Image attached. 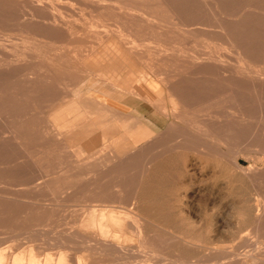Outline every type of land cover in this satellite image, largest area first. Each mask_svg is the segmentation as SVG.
I'll list each match as a JSON object with an SVG mask.
<instances>
[{"label": "rangeland", "instance_id": "rangeland-1", "mask_svg": "<svg viewBox=\"0 0 264 264\" xmlns=\"http://www.w3.org/2000/svg\"><path fill=\"white\" fill-rule=\"evenodd\" d=\"M48 1L0 0V264H264V0H178L177 9L176 0H157L165 9L158 13L139 0ZM57 22L62 39L54 38ZM48 23H57L53 32ZM69 27L86 36L71 50L92 51L82 62L60 58L76 33ZM240 67L254 72L246 74L253 85L234 72ZM143 85L151 104L137 96ZM194 85L205 96L203 113H220L207 129L217 145L192 133L179 138L188 150L176 167L153 144L174 111L192 117L182 95ZM111 93L121 103H85ZM78 97L85 102L55 125L67 131L68 121L82 119L88 135L105 111L94 152H79L91 136L70 142L51 124ZM141 132L149 135L137 143Z\"/></svg>", "mask_w": 264, "mask_h": 264}, {"label": "bare ground", "instance_id": "bare-ground-1", "mask_svg": "<svg viewBox=\"0 0 264 264\" xmlns=\"http://www.w3.org/2000/svg\"><path fill=\"white\" fill-rule=\"evenodd\" d=\"M46 1H48V0H46ZM30 2V1H29ZM48 4H49V1L47 2ZM50 3H52V5H47V6H54V5H56V3L54 4L53 2H51L50 1ZM174 4H173V7H174V9L176 8H179L178 6H179V3H178V0H176V1H174L173 2ZM31 4V3H30ZM54 4V5H53ZM134 4H137V5H140V6H142V7H145V8H147V9H150V10H154L155 11V13L157 12H159L161 9H164V7H163V5L161 4V2H158L157 0H139V1H137V2H135ZM61 5V4H60ZM46 5H45V9L47 8L48 9V7H47ZM37 7V6H36ZM67 7H69L68 5H65L64 6V8H67ZM38 8V7H37ZM44 8V7H43ZM58 8H60V7H58ZM57 8V9H58ZM54 9H56V6H54ZM53 8H52V10H54ZM136 9V8H135ZM50 10H51V8H50ZM49 10V11H50ZM60 10V9H59ZM58 10V11H59ZM61 10H65V9H62L61 8ZM165 10V9H164ZM47 10H45V12H46ZM48 11V13H46V15L47 14H49L50 12L52 13V11H50L49 12ZM167 11L169 12L170 10L167 8ZM53 12H56V11H53ZM236 13H237V11H235ZM234 12V13H235ZM50 13V15L52 16V14ZM233 13V14H234ZM55 14V13H54ZM168 14V18L169 19H173V15H172V11H170V14L169 13H167ZM49 15V16H50ZM56 15V14H55ZM54 15V16H55ZM232 15V14H231ZM48 16V15H47ZM56 16H59V15H56ZM56 16H55V18H56ZM234 16H235V14H234ZM46 18H50V17H46ZM126 18H129V17H126ZM22 19V18H21ZM44 19H45V17H44ZM51 19H52V17H51ZM59 19H60V17H59ZM46 20V19H45ZM55 20V19H54ZM64 20V22H65V20L66 19H63ZM15 21V20H14ZM17 21H19V19L17 18ZM47 22H48V19L46 20ZM45 21V22H46ZM53 21V20H52ZM56 21H58V18H57V20ZM133 21H135V20H133ZM172 21V20H171ZM174 21V20H173ZM53 22H55V21H53ZM58 22H60V21H58ZM57 22V23H58ZM17 23V22H16ZM57 23H55V26H56V24ZM67 23H69V22H67L66 21V25H67ZM21 24V23H20ZM50 24H51V21H50ZM178 24H180V22H178ZM177 23H174L173 25H178ZM45 25H48L49 26V23L48 24H45ZM54 24L52 23V26H51V28L53 27V29H52V32H53V30H54V27L55 26H53ZM68 25H70L71 27H72V25L71 24H68ZM21 26V25H20ZM24 26V25H23ZM222 26V25H221ZM66 27V26H65ZM71 27H69L68 29H70V30H73L74 29V27H73V29H71ZM216 27V26H215ZM217 27H219V26H217ZM224 27V26H223ZM222 27V28H223ZM50 28V26H49V28L47 29L46 27L44 28V30L45 29H47L46 30V32H49V30L51 29ZM56 29H55V31L53 32L54 34H56L55 32H57L58 33V30H57V28H60L59 27V23H58V25H57V27H55ZM70 30H68V31H66L65 32V34L67 33V34H70ZM75 31H76V33L74 34V31H73V34L75 35V36H72L73 34H70V36L69 35H65V34H63L62 36H65V37H63L64 39L67 37V36H69L68 37V39L69 40H71L70 39V37L72 36L73 37V40H72V42L71 43H69V45L67 44H65L66 46H63L64 48H60V49H58L60 52L62 51V53L60 54V58H62V57H64V58H69L70 56L71 57H74V58H76L79 62H82V61H84V60H86L87 58H89L90 56H92V51H87V50H83V49H81V48H75V49H72L71 50V47H70V45H73V44H80V42L81 41H83L85 38H86V36H84V38L83 37H81L78 33L79 32H77V30H76V28L74 29ZM225 30H229V29H225ZM61 32H62V28H61ZM53 33H51L50 35H54ZM71 33H72V31H71ZM192 33V32H191ZM190 33V34H191ZM57 35V34H56ZM56 35H54V36H56ZM60 34H58L56 37H54V38H57V37H59L60 38V36H59ZM80 37H79V36ZM226 35V34H225ZM224 35V36H225ZM48 36H49V34H48ZM78 36V37H77ZM228 36V35H227ZM231 36V35H230ZM8 37L10 38V36L8 35ZM51 38H49V39H53V40H50V41H52L54 44H59L60 43V40L58 41V42H56L55 40L56 39H54V38H52V36H50ZM71 37V38H72ZM59 38H57V39H59ZM74 38H76V39H74ZM100 38V37H99ZM230 38V37H229ZM228 38V39H229ZM48 39V40H49ZM60 39H62V38H60ZM67 39V38H66ZM231 39V38H230ZM69 40H64V42H67V41H69ZM101 40V39H100ZM62 41V40H61ZM230 41H232V40H230ZM63 41H62V43H64ZM70 42V41H69ZM237 42V41H236ZM62 43H60V44H62ZM68 43V42H67ZM235 43V42H234ZM240 43V42H239ZM241 44H243V43H241ZM62 45H64V44H62ZM244 45V44H243ZM245 46V45H244ZM243 46V47H244ZM242 47V46H241ZM242 47V48H243ZM242 48H240V49H242ZM242 50H244L243 52H245V49L243 48ZM241 50V51H242ZM36 53V52H35ZM238 54V53H237ZM246 55V54H245ZM240 56V55H239ZM241 56H244V54H242ZM247 56V55H246ZM245 56V57H246ZM247 58V57H246ZM243 58H241V60H242ZM248 59V58H247ZM264 62V61H263ZM262 62V63H263ZM164 65V64H163ZM211 66H213L212 65V63H211ZM217 66H219L218 64H217ZM72 68V67H71ZM209 68V67H208ZM211 68V67H210ZM213 68V67H212ZM211 68V69H212ZM215 68V67H214ZM216 69V68H215ZM220 69L221 70H223V72H225L224 71V69H225V67H224V69H222V67H220ZM250 68H244V67H240V68H236L235 69V73L236 74H238L237 76H239V75H241V77H242V80L244 79L243 78V75H246L247 74V71L249 70ZM234 70V69H233ZM213 71L215 72V70L213 69ZM251 69L248 71L249 72V74L248 75H252V74H250L251 72L252 73H254L253 71H251ZM219 72V71H218ZM218 72H215V73H218ZM233 72V71H232ZM238 72V73H237ZM214 73V74H215ZM228 73V72H227ZM256 73V72H255ZM75 74V73H74ZM213 74V75H214ZM219 74V73H218ZM225 74V73H224ZM261 74V77H262V75H263V73H260ZM248 75H246V77L248 78L247 80H249V77H251V76H249L248 77ZM216 76V75H215ZM224 76V75H223ZM227 76V75H226ZM237 76H236V79H237ZM254 76V77H253ZM252 77L254 78V79H256V78H261V77H259V76H257V73H256V75H253ZM255 76H256V78H255ZM143 77H145V76H143ZM216 77H219V76H216ZM221 77V76H220ZM146 78V77H145ZM223 78V77H222ZM262 78H264V77H262ZM262 78L261 79H259V80H262ZM221 79V78H220ZM239 79H240V77H239ZM246 79V78H245ZM251 79V78H250ZM189 80V79H188ZM253 80V79H252ZM251 80V81H252ZM185 81V80H184ZM191 82H192V80H190ZM216 81H218L217 79H216ZM238 81V80H237ZM241 81V80H240ZM246 81V80H245ZM250 81V80H249ZM251 81L249 82V83H251ZM254 81V80H253ZM253 81H252V83H253ZM256 81H257V79H256ZM255 81V82H256ZM180 82V81H179ZM183 82V81H182ZM191 82H189L190 84L188 85V86H190V85H193L194 84V82H193V84L191 83ZM225 82V81H224ZM241 82H243V81H241ZM254 82V83H255ZM257 82H259V81H257ZM256 82V83H257ZM262 82H263V80H262ZM181 83V82H180ZM188 83V82H187ZM202 83H204V81L202 82V81H196L195 82V84H198V85H196V87H198V89L200 88H204V86H206V85H204V84H202ZM209 83V82H208ZM208 83L206 82L205 84H207L208 85ZM220 84L221 82L219 81V82H217V84ZM238 83V82H237ZM246 83H248L247 81L244 83V84H246ZM251 83V84H252ZM260 83V82H259ZM110 84V83H109ZM178 84V83H177ZM218 84V85H219ZM232 84V83H231ZM236 84V83H235ZM250 84V85H251ZM261 84H263V83H261ZM180 85V84H179ZM182 85V84H181ZM200 85H203V86H200ZM213 85V84H212ZM211 85V88L213 87ZM222 85V84H221ZM238 85H240V83L238 84ZM250 85H249V87H250ZM253 85V84H252ZM255 85H257V84H255ZM177 86V85H176ZM186 86V85H185ZM210 86V85H209ZM209 86H207V87H205L206 89H207V91H208V88H209ZM248 86V85H247ZM263 86V85H262ZM111 87H112V85H111ZM143 89L140 91V94L139 93H137L138 95L137 96H140L146 103H148V104H151L150 103V98H149V95L148 94H146V93H148V87L147 86H145V85H143ZM180 87V86H179ZM182 87H184V83H183V86ZM187 87V86H186ZM193 87V89L192 90H190L189 91V87L188 88H186L185 90H184V93H183V97L184 98H182V101L184 102V105L187 107V105H191V106H194V109L192 108V112H190V114H191V118H189L188 117V115H189V113H187V114H185V111H184V113H182V114H180V113H178L177 111H174L173 112V115H172V118H170L169 119V124L168 125H165V127H164V129H163V131H162V133H161V136H160V139L159 140H157V141H155L154 142V144H153V147H156V145H161L163 148H162V154L164 155H162L163 156V160L164 161H166V162H171L172 164H173V166H176L177 164H176V160L177 159H184V157H185V154H183V153H185L186 151V149L188 150V146H187V144L186 143H184V145H183V143H181L180 142V139L179 138H181V137H185V139L187 138L186 136L189 134V133H192L193 135L195 134V136L196 137H200V138H205L206 140H208L209 139V141L211 140V138H212V132H208L207 131V129L208 128H210L212 125H213V123L212 124H210L209 122H213V121H219L218 119L219 118H217V116H219V114L220 113H218V114H215L214 116L213 115H210V113H203V109H204V102H206L205 100H203L204 99V95H202L201 94V92H197L196 90H195V85L194 86H191V88ZM215 87H216V85H215ZM245 87V86H244ZM131 88V87H130ZM174 88H176L177 89V87H174ZM216 88H218V87H216ZM220 88V87H219ZM255 88V87H254ZM176 89H172L174 92H175V90ZM179 89H181V88H179ZM184 89V88H183ZM251 89H252V87H251ZM178 90V89H177ZM176 90V91H177ZM205 90V89H204ZM203 90V91H204ZM249 90H250V88H249ZM180 91H182V89L180 90ZM207 91L205 92H203V93H206V94H208L207 93ZM264 91V90H263ZM143 93V94H142ZM186 93V94H185ZM46 94H47V96H49V95H52V94H54V92H53V89H49V91L48 92H46ZM261 94V96H262V93H260ZM123 95V94H122ZM170 96V95H169ZM182 96H180V97H182ZM207 96V95H206ZM140 97H138V99L139 100H142ZM259 97V96H258ZM88 98V97H87ZM168 99L170 98V97H167ZM91 99L92 100H94V101H96L97 103H99L100 105H102L101 107H103V106H107V108H109V106L111 105V104H116V103H114L115 101H117V102H119V103H121V96L119 97H117V99L115 100V96L111 93L109 96H107V97H105V99L103 100V98H101V97H99V96H95V95H93L92 97H91ZM108 99V100H107ZM7 100V99H6ZM115 100V101H114ZM123 101V100H122ZM160 102H162L161 100H160ZM159 102V103H160ZM171 102V101H170ZM164 103V102H163ZM163 103H161V104H163ZM168 103V102H167ZM9 105V104H8ZM11 105V104H10ZM94 105H96V107H98V106H100V105H97V104H94ZM128 106V105H127ZM162 106V105H161ZM17 107V106H16ZM174 107H175V105H174ZM185 107V108H186ZM21 108V107H20ZM8 109H9V107H8ZM22 109V108H21ZM154 109V108H153ZM163 109V108H162ZM177 109V108H176ZM208 109L210 110V108L208 107ZM10 110V109H9ZM164 111H165V109H163ZM175 110V109H174ZM186 110V109H185ZM20 111H23V109L22 110H20ZM19 111V112H20ZM13 112V111H12ZM16 112V111H15ZM163 112V111H162ZM211 112V111H210ZM213 112V111H212ZM164 113V112H163ZM170 113V112H169ZM216 113V112H215ZM225 113V112H224ZM19 114V113H18ZM211 114H214V113H211ZM264 114V113H263ZM21 115V114H20ZM224 115V114H223ZM234 114L233 113H229L228 112V114L226 113V118H227V120L228 119H231V118H235V116H233ZM141 116V115H140ZM164 116H165V114H164ZM222 116V115H221ZM220 116V117H221ZM225 117H223L224 119H226ZM245 117V116H244ZM247 117H249V116H247ZM264 117V116H263ZM250 118V117H249ZM253 118V117H252ZM143 119V118H142ZM262 121H264V119H262V117L260 118ZM223 120V119H222ZM235 120V119H234ZM244 120V119H243ZM224 121H226V120H224ZM262 121H260V122H262ZM227 122V121H226ZM234 122V121H233ZM235 122H237V121H235ZM217 124V126H218V123H216ZM227 124V123H226ZM231 124V123H230ZM232 124H234V123H232ZM231 124V125H232ZM221 125V124H220ZM219 125V126H220ZM260 125V124H259ZM223 125H221V127H222ZM234 126V125H233ZM258 126V125H257ZM225 127V126H224ZM228 127V126H227ZM262 127V126H261ZM260 127V129H262ZM214 128V127H213ZM217 128H219V131H221L222 130V132H223V129H221L220 127H217ZM223 128V127H222ZM258 128V127H257ZM212 129V128H211ZM221 129V130H220ZM245 129V128H244ZM229 130H231V129H229ZM213 131H214V129H213ZM251 131V130H250ZM221 132V133H222ZM224 132H226L225 130H224ZM227 132H229L228 130H227ZM226 132V133H227ZM231 132V131H230ZM234 132V131H233ZM138 133V132H137ZM217 133H219V132H217ZM220 133V134H221ZM225 133V134H226ZM257 133H258V131H257ZM263 133V132H262ZM191 134V135H192ZM242 134H243V132H242ZM147 135H149L148 134V132H141V133H139V135L137 134V136H136V138H134L133 140H135L137 143L138 142H140V141H143L145 138H146V136ZM213 135H215V134H213ZM219 135V134H218ZM218 135H217V137H218ZM222 135H224V133L222 134ZM231 135V134H230ZM229 135V136H230ZM245 135V134H244ZM261 135V134H260ZM93 136V135H92ZM226 136H227V134H226ZM243 136V135H242ZM122 136H120L119 138H121ZM231 137V136H230ZM255 137V136H254ZM118 138V139H119ZM242 138V137H241ZM250 139H251V137H250ZM257 139V138H256ZM186 140H188V139H186ZM198 140V139H197ZM222 140V139H221ZM235 140V139H234ZM247 140V139H246ZM255 140V139H254ZM194 141V140H193ZM199 141H200V139H199ZM228 142H229V140H227ZM232 142H233V139L231 140ZM230 141V142H231ZM237 141V140H236ZM248 141H249V139H248ZM248 141H246V142H248ZM257 141V140H256ZM186 142V141H185ZM195 142V141H194ZM216 142V141H215ZM218 142V141H217ZM257 142H259V141H257ZM204 143V142H203ZM210 143H212L213 144V142L212 141H210ZM218 143H220V142H218ZM222 144H223V142H221ZM236 143V142H235ZM237 143H239L238 141H237ZM236 143V144H237ZM193 144V143H192ZM201 144H202V142H201ZM216 145H217V143H215ZM215 144H213V145H215ZM225 145H226V143H224ZM240 144V143H239ZM195 145V144H194ZM207 146H208V144H206ZM206 145H202V146H200V148H204V150L206 149ZM210 145V144H209ZM212 145V146H213ZM233 146V145H232ZM255 146H257V145H255ZM264 146V145H263ZM152 146H150V144H147V148L148 149H150ZM215 147V146H214ZM218 147V146H217ZM225 147H227L228 148V145L227 146H225ZM243 147H244V145H243ZM251 147V146H250ZM219 148H221L220 146H219ZM240 148V147H239ZM210 149V148H209ZM217 149V148H216ZM210 150H212V149H210ZM214 150H215V148H214ZM214 150H212L213 152H214ZM232 149H230L229 151H231ZM207 151V150H206ZM218 151V150H217ZM229 151H228V149H227V151L226 152H228L229 153ZM234 151V150H233ZM236 151V150H235ZM111 152V151H110ZM210 152V151H209ZM208 152V153H209ZM262 152H264L263 150H262ZM105 153V152H104ZM169 153V154H168ZM204 153H206V152H204ZM211 153V152H210ZM225 153V152H224ZM229 155V154H228ZM104 156H106L105 158H109V157H107V155H104ZM109 156V155H108ZM214 156V155H213ZM217 156H219V155H217ZM217 156H214L215 158L217 157ZM231 157L230 158H232L233 157V155H230ZM106 159V160H107ZM216 159H218V158H216ZM222 159V158H221ZM219 161V160H218ZM223 161V160H222ZM217 162V161H216ZM221 162V161H220ZM108 163V162H107ZM165 163V162H164ZM168 163V164H169ZM227 164V163H226ZM164 165V164H163ZM214 165V164H213ZM166 166V165H165ZM207 166V165H206ZM221 166V165H220ZM228 166V165H227ZM227 166L225 167V168H227ZM169 167V166H168ZM177 167V166H176ZM217 167H218V165H217ZM167 169V168H166ZM171 169V168H170ZM221 169V168H220ZM222 169H224V168H222ZM221 169V170H222ZM228 169V168H227ZM159 170V169H158ZM165 170V169H164ZM169 170V169H168ZM226 169H224V171H225ZM229 170H231L230 168L228 169V171ZM162 171V170H161ZM220 171V170H219ZM227 171V170H226ZM171 173L169 174V175H171L172 174V171H170ZM222 172V171H221ZM226 173V172H225ZM153 174V173H152ZM176 174H178V172L176 173ZM233 174V173H232ZM231 174V175H232ZM159 175H160V173H159ZM229 175V174H228ZM227 175V176H228ZM166 177H167V175H165ZM185 177V176H184ZM163 178V177H162ZM168 181V180H167ZM172 180H170V182H171ZM71 184V183H70ZM165 187V186H164ZM168 188V187H167ZM184 188V187H183ZM73 189V188H72ZM93 206H99V205H93ZM106 206H108V205H106ZM110 206V205H109ZM93 207H91V209H92ZM120 208V207H119ZM122 208V207H121ZM96 209V208H95ZM114 209V208H113ZM132 209V208H131ZM98 210V209H97ZM106 211V210H105ZM92 212V211H91ZM95 212V211H94ZM98 212V211H97ZM104 212V211H103ZM105 213V212H104ZM75 214V213H74ZM96 214V213H95ZM123 215V214H122ZM127 215V214H126ZM259 215V214H258ZM83 216V215H82ZM96 216V215H95ZM262 216V215H261ZM134 217H136V216H133V218ZM258 217V216H257ZM256 217V218H257ZM104 219H105V217H104ZM140 219V218H139ZM262 219V218H261ZM108 220V219H107ZM138 220V219H137ZM109 224V223H108ZM107 224V225H108ZM137 224V223H136ZM263 226H264V224H262ZM55 226V225H54ZM120 226V225H119ZM118 226V227H119ZM137 226H138V224H137ZM260 226V225H259ZM258 226V227H259ZM98 227V226H97ZM105 227V226H104ZM107 227V226H106ZM261 228V230L263 231V227L262 226H260ZM133 228V227H132ZM139 229H140V227H138ZM134 229V228H133ZM104 230V229H103ZM112 230V229H111ZM130 230H132V229H130ZM257 231L256 232H258V230H259V228H257L256 229ZM106 231V230H105ZM127 231V230H126ZM103 232V231H102ZM118 232V231H117ZM129 232V231H128ZM134 232V231H133ZM141 232V231H140ZM104 233V232H103ZM108 233V232H107ZM118 233H120V232H118ZM124 233V232H123ZM122 233V234H123ZM95 234V233H94ZM102 234V233H101ZM109 234V233H108ZM141 234V233H140ZM130 235H131V233H130ZM142 235V234H141ZM102 236V235H101ZM104 236V235H103ZM94 237H95V235H94ZM99 239V238H98ZM142 241V240H141ZM150 243V242H149ZM91 244H93V243H91ZM145 246V245H144ZM147 247H149V245L147 246ZM150 248V247H149ZM143 249V248H142ZM71 250V249H70ZM104 250V249H103ZM110 250V249H109ZM108 250V251H109ZM147 250V249H146ZM145 251V250H144ZM179 251V250H178ZM249 251V250H248ZM111 252V251H110ZM126 252V251H125ZM244 253V252H243ZM154 254V253H153ZM112 255V254H111ZM114 255V254H113ZM162 255V254H161ZM168 256V255H167ZM246 257V256H245ZM151 258V257H150ZM124 259V258H123ZM142 259V258H141ZM156 259V258H155ZM130 260H131V258H130ZM174 260V259H173ZM17 261V260H16ZM34 261V260H33ZM54 261V260H53ZM115 261V260H114ZM121 261H122V259H121ZM129 261V260H128ZM117 262V261H116ZM120 262V261H119ZM173 262V261H172ZM187 262V261H186ZM16 263V262H15ZM30 263H31V261H30ZM132 263V262H131ZM136 263V262H135ZM134 263V264H135ZM176 263V262H175ZM196 263V262H195ZM26 264V263H25ZM133 264V263H132ZM166 264V263H165Z\"/></svg>", "mask_w": 264, "mask_h": 264}, {"label": "crops", "instance_id": "crops-1", "mask_svg": "<svg viewBox=\"0 0 264 264\" xmlns=\"http://www.w3.org/2000/svg\"><path fill=\"white\" fill-rule=\"evenodd\" d=\"M80 97L78 98H73L72 100H68L67 102L63 103L60 105V107L58 109H62V108H65L62 112L58 111V109H56L53 114L51 115V124L52 126L60 133H66L68 134L69 133V141L70 142H77L79 141L80 139H82L83 137H89L91 136L88 144H86L84 147H80L79 148V152H89V150L93 149V152L94 151H97L100 147L97 146L98 144V138L101 139L102 141V135H103V132H102V119H103V115L105 114L103 112L99 113L98 115L94 116V119H93V125H94V128L92 130L91 133H89L87 135L86 133V128L89 127V125L87 124H84L82 121V119H80V121L76 120L72 123H70L69 121L67 122V124L64 126L66 128H68L67 131H62V130H59L57 128V126L55 125V123H57L58 121L62 120L64 117H67L69 114H71L72 112L76 111L78 109V106L79 105H82L84 102H79L77 99H79ZM86 98V102L85 103H90L92 105L94 104H97V105H100L99 103H97L96 101L92 100L91 97H85ZM115 103V102H114ZM96 107V105H94ZM102 105L96 107L97 109H103V107H101ZM67 107V108H66ZM114 108V107H113ZM109 109V111L107 113H109V117L111 118V120L113 121V126L116 127V128H119L118 127V121L120 122V120H117L115 119L116 117H118V115L116 114L115 112V109ZM113 110V111H112ZM59 112V113H58ZM123 115H121L122 117ZM77 117V116H76ZM109 118V119H110ZM123 118V117H122ZM121 118V119H122ZM77 122V123H76ZM114 129L112 127V132L114 133V135H112L113 137V141L116 140L114 139L116 137V135L118 136L119 135V131L117 129ZM115 131V132H114ZM68 132V133H67ZM93 135V136H92ZM96 138H94L95 136ZM111 138V137H110ZM112 139V138H111ZM103 144V143H102Z\"/></svg>", "mask_w": 264, "mask_h": 264}]
</instances>
